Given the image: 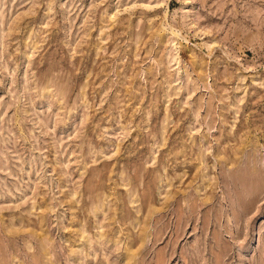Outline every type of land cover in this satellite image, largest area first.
<instances>
[{"label":"rangeland","instance_id":"obj_1","mask_svg":"<svg viewBox=\"0 0 264 264\" xmlns=\"http://www.w3.org/2000/svg\"><path fill=\"white\" fill-rule=\"evenodd\" d=\"M0 264H264V0H0Z\"/></svg>","mask_w":264,"mask_h":264}]
</instances>
